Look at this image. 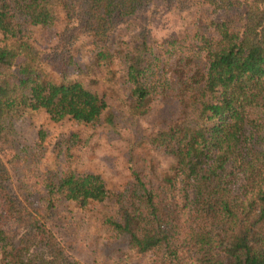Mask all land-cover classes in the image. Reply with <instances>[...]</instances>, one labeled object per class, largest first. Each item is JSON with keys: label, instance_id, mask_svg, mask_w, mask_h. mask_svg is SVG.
Masks as SVG:
<instances>
[{"label": "trees", "instance_id": "obj_1", "mask_svg": "<svg viewBox=\"0 0 264 264\" xmlns=\"http://www.w3.org/2000/svg\"><path fill=\"white\" fill-rule=\"evenodd\" d=\"M149 1L0 0V264H79L65 255L48 226L59 198L81 205L113 199L117 219L107 218V225L125 236L129 249L156 255L161 264H181L187 255L198 264H264V153L248 156L242 148L248 124L264 127V0H199L217 16L209 20V31L197 35L203 70L193 71L182 60L176 95L182 117L151 138L174 162L157 186L133 172L127 191L114 192L98 174L68 170L46 180V206L36 208L11 185L12 158H5L2 143L7 118L25 108L44 109L53 121L96 127L106 108L97 92L70 78L69 61L54 66L59 75L52 72L33 29L65 18L61 36L67 47L79 35L106 45L116 27ZM173 1L180 11L195 3ZM147 32L139 27L143 48ZM114 59L104 48L74 70L82 77L102 70L115 80ZM129 61L130 111L143 116L163 75L157 68L152 72L143 55Z\"/></svg>", "mask_w": 264, "mask_h": 264}, {"label": "rangeland", "instance_id": "obj_2", "mask_svg": "<svg viewBox=\"0 0 264 264\" xmlns=\"http://www.w3.org/2000/svg\"><path fill=\"white\" fill-rule=\"evenodd\" d=\"M216 16L215 9L199 0L185 11H180L173 0H150L129 23L116 27L106 45L79 35L71 47H67L63 42L65 35L61 36L67 25L65 18L47 28H34L33 39L51 59L52 72L59 75L56 67L64 60L69 61L70 78H80L97 92L106 108L96 127L68 118L53 121L44 109L25 108L6 119L2 137L5 158H12L7 163L11 185L23 200L30 206L44 208L46 180H56L68 170L98 174L114 192L127 191L133 182V172L148 184L157 186L174 162L171 155L151 143V138L182 117V106L176 97L182 60H188L193 71L203 70L205 59L197 49V35L209 31V20ZM140 26L148 30L145 48L142 41H138ZM72 27L75 25L69 28ZM104 48L115 55V80L106 77V71L102 70L87 77L76 75L77 64L92 62L95 54ZM134 55H143L153 64L152 72L157 68L158 74L163 75L148 113L138 117L131 114L130 85L125 78L129 59ZM250 124L242 138L243 152L248 156L264 153V127ZM238 186L236 182L235 188ZM53 211L48 226L71 261L161 264L156 255L138 254L129 249L125 236L107 225V218L117 219L118 209L113 199L90 200L81 205L59 198ZM182 260L181 264H198L189 255Z\"/></svg>", "mask_w": 264, "mask_h": 264}]
</instances>
